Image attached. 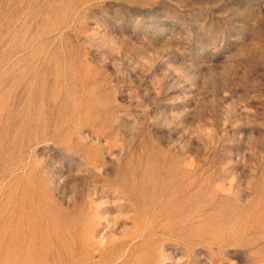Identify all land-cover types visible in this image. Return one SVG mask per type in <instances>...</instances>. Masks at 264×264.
<instances>
[{"label":"rangeland","instance_id":"obj_1","mask_svg":"<svg viewBox=\"0 0 264 264\" xmlns=\"http://www.w3.org/2000/svg\"><path fill=\"white\" fill-rule=\"evenodd\" d=\"M0 264H264V0H0Z\"/></svg>","mask_w":264,"mask_h":264}]
</instances>
